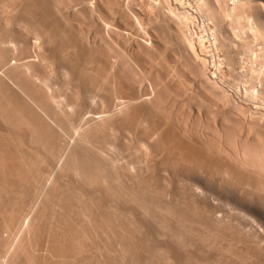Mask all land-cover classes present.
<instances>
[{"label":"rangeland","instance_id":"374dc122","mask_svg":"<svg viewBox=\"0 0 264 264\" xmlns=\"http://www.w3.org/2000/svg\"><path fill=\"white\" fill-rule=\"evenodd\" d=\"M30 1L32 2L33 5L31 4ZM35 1L36 0H33V1L32 0H0V21H1L0 22V29L3 28L2 30H0V32L4 31V29L5 30L8 29L7 31L11 30V31H9L10 32L9 34L13 33L14 35L13 34L12 35L15 36V38L17 37L20 40V42H21L20 44H24L21 46L18 45V47H17L18 53H16V54H15V52L10 53L11 55L12 54L15 55V57H16V58H13V56H12L13 60L11 61V63H13V66L14 65L16 66L15 63H17L18 61L21 64L23 62L27 64V62H28V64H30V66L32 65V68L33 67L36 68L35 73H38V71L39 72L41 71L40 73L37 74L39 76V78H41L40 76H42V81H46V82L48 81L49 85L51 84L50 87L51 86L53 87V88L52 87L49 88L50 91H49V89H46L47 90V91L45 90L46 92L44 91V95H45V97H47L46 100L47 99L49 100V101L47 100L48 105L49 106L51 105L50 108H52V107H54V109L57 108V110L53 109V111H55V112L53 114L54 119H53V117H52V119L55 120V122L57 121L56 123L59 126L60 125L64 126L68 123L66 125L67 127L64 126L65 129L64 128L63 129L66 131L68 128L67 133L70 132L71 134L70 133L69 134L70 135L74 134L73 136H75L76 133H78V132L80 133V131L81 132L84 131V134H85V130H87L85 128H88L89 125H92V126H94L93 128H95L94 123L97 126L98 125L102 126V121H100V120H105V117L108 116L106 118V120H107L109 118V114L112 115V114H114V110L115 109L117 110L116 105L118 103H117L116 98L118 96H116L114 94H116V92L119 93L120 88L117 87V89H116L115 86L117 85V83H115L116 84L115 85L112 83L109 84V82H108V85H112V87L114 88L113 89V88H110L108 86V89L109 88L112 89V90H109L110 92L108 91L109 94H111L106 99L109 101L108 102L105 100L106 96L108 95V92L106 93L105 98H104V96H101L102 93H104V91L106 92L108 90V89L107 90L105 89L107 87H105L104 90L101 91L102 92L101 95H97L98 96V98H97V96H95V95L97 93L96 90H99V89H97L98 86L94 87L93 84L89 85L88 83H91V81L94 80L93 77H95V75L102 74L104 72L102 70V68H104V66H109L107 64L110 62L113 65L111 67L113 69L111 72H113L114 76H116V77H114V76L111 77L110 75H112L113 73H111V74L109 73L108 81L113 82V83L115 81L120 82L121 85H119V83H118L117 86H120L122 91L124 90L123 93H122V91H120V93H122L123 95H121L120 93L119 94L121 96H124L125 99H123L124 97L120 98V95L118 94L119 98L123 99V101L124 100L125 101H128V100L133 101V99L136 98L134 100L135 105H134V103H132V104L135 106L134 108H137V107L138 108L140 107V108H139V110H137V111L135 110L132 113H130L132 111V109L134 110V108H132L133 107V105H132V107H131L132 109L128 113L129 115L131 114L130 116L129 115L128 116H129V118L131 117L132 119L130 118L129 123H128V121H127L128 119L126 118L127 119L126 120L124 118L125 122H126V123L125 122L124 123L126 125L123 124V122H122L120 124V127H121L120 129L118 128L119 127V124H118L119 120H117V119L120 118V117L118 118V115L115 116L116 118H114L118 122L117 123L114 120L117 123L116 124L113 122L114 125L116 124L115 126H113L112 122H110V118L108 119V121H103V123L104 122H106V123L110 122L111 124L109 123L110 126H108L107 124L105 125V123H104L102 128L100 126L101 130L104 129V126L106 128L110 127V129H108V128H107L108 130L104 129L106 131V133L105 132L102 133L104 130H102L101 133L99 132V130L97 131L98 132L97 134L100 133L99 136L101 134H103L105 136V137L104 136L101 137V139L99 138L100 141H99V139L97 140L99 142H96V141H92V142L89 141L88 142L86 140H83L84 144H83V142H81V145H82L81 148L83 150V151L82 150L81 151L82 152H88V154H90V156H91V160H93V161H91L89 159L91 162L86 160L89 163V164H87L88 167L90 169H92V171L94 173H98V174L101 172L103 173V174L101 173L102 175L100 174L101 177H98L97 179H93L92 181L91 180L84 181L85 183L83 182L82 179H80L76 175L75 172H72L74 170H70V171L68 170L69 172H67V170L64 171L63 169L59 168L60 167L59 163H57V161L55 159H53L54 157L51 155L48 156L47 155L48 153L46 154L45 150L43 149L44 150L43 152H45V154H44L41 151L42 148H40V152L42 154H44V156L46 155L45 158L51 156L52 159L49 158L50 163L52 160L56 161V162L52 161L53 166H50V167H49L50 164L49 165L45 164L46 161L49 163V159L47 158V160H46L45 158H43L44 156L42 157V155L39 152L37 153V151L35 150L36 148L33 147V145L34 146H36V145L32 143V141H31L32 137L30 135H28V136H30V139H29V137L27 136V133L25 134L26 136L22 133L24 135V137H27V139L24 138V140L27 142V140L29 139L28 141H30L31 144H33V145H31V144H29L30 142H28L27 145H31L32 148L34 149L35 153L39 154L38 156H37V154H34V157H33V154L30 155L31 153L34 152V151L33 152L31 151V153H30L29 148H31V146L30 147L25 146L26 142L16 140V138L17 139L19 138L15 135L17 129L10 128V127H8L9 125H3L4 128L8 127L7 129H10L12 131L14 130L13 132L15 133L14 134L15 136L10 135L12 132L9 130L10 131L9 135L11 137L9 136L10 140H9L8 144L10 146H12L13 145L12 142H14L15 146L13 145L14 147H12V148H14V149L16 148L15 150H17V148H18L19 149L18 151H20V147H21L20 155L26 153V155L25 154L24 155L28 157V158L25 157V159H24L25 161L26 160H29V161L32 160L29 158L30 156H31V158H36L33 160H34V162L36 160L37 164H38L40 159H45L44 162L42 160V164H40L41 161L39 162L40 166L35 165L37 167V168L36 167L35 168L39 170V168L42 167V169H40V170L47 172L46 174L51 173V174L57 175V176H55L56 177L55 181H57V178L58 177L60 178V176H61V178H60L61 180L58 179V182L60 181L59 185H58V183H55V184H57L55 186L50 185V184H52V182L50 181L51 183L49 184V181H48V184L45 182L46 185L43 183L44 184V186H42L43 190H41V188H40V190L42 193L44 190H46L47 194L52 191L49 189H53V191L55 190V195L57 198L56 200L59 202L60 201H62V202H60L61 204L59 205V202L52 201L51 199H54V198H51L50 196H49L50 198H48V196H46V194H44V193H43V196L44 197L46 196L45 198L42 196V193H41V195L38 194V195L34 196L35 194L33 193L32 185H29L30 183H28V182L23 183V181H20L21 183L17 182L19 184V187L17 186L18 185L17 184L16 188L15 187L10 188V189L7 188V189H9V191L7 190L3 193L0 192L1 193L0 194V212H2L4 210V208H6L7 206L10 207V208L7 207L8 209L6 208L2 212L3 214L5 213L4 215L2 213H0L2 215V216H0V237L3 236L2 238H0V240L2 239L0 241L2 243V245L0 243V259L5 258L4 257L5 255H2V254H6V251H4V250L9 251L8 247H10V244H12V242H13L12 239H10L13 236L11 237V235L9 233H7L8 232L7 231L8 226L10 227V225L6 226V224L9 223L8 221H10V220H8V216L11 213L12 214H11V217L9 216V219H11L12 216L15 215L16 217L19 216V219H21L20 217H22V218L24 217L23 221L25 218L26 219L28 218V220H29L28 223H33V222L35 224L40 223L38 221L41 219L42 220L41 224H37L38 229L40 228L39 233H41V234L43 233V235L47 234V236L53 237L54 235H52V232L53 233L57 232L56 234L57 235L60 234L59 236L61 238L66 239L67 238L66 236H68V238H70V240L72 241V242L70 241L71 243H73V241H75V240L71 238L69 233L66 232V235H65V233H64L65 231L63 232V230H65V225H66L64 221L69 220L73 223L76 222V224L78 225V228H79V227H81V225L82 226L83 225L84 226L89 225V223H91L90 221L92 220V218H93V220L95 219V222L98 221V223H96V224H100L102 219L104 221V218H102L100 220L102 215H104L105 217L107 215V217L105 218V219H107L108 214L113 213L112 215L115 216V219L121 220L120 224H125L127 228L124 227V229H122V230L125 233L121 230L120 236L116 237V239L114 236H111L109 238V236L105 232L101 233V235L99 233V237H95V239L98 238L96 241L97 246H98L97 247L98 251L96 250L97 249L96 248L95 251L93 250L94 252L89 254V257H90V255L93 258L95 257L94 259L91 258L92 260H95L97 258L96 261L94 262V264H98V263L99 264H131L135 258L136 259L139 258L138 260L135 259V261H133V263L135 262L136 264H159V263L160 264H229V263L230 264H242V263L243 264H264V252H263L264 251V167H263L264 166V151H263L264 150L263 149L264 148V67H262V66H264V60H263V58H260V57L264 56V55L260 56L261 52H263V54H264V51H263L264 49L261 48V47H263V43L261 41H263L264 39L257 41V39H259L260 36H258V34H256V33H254V35L252 34V36H253L252 39L249 38V36L252 37L250 34L252 30H250V29H249L250 32L247 30L249 33H247V34L243 33V36H248L249 40L251 39V41L254 39L252 41V42H254L253 44H249L250 41L247 38H243L242 35H241V38L238 37V39H237L236 35L234 37L232 34H230V37H234V38L233 39L228 38V39L230 41H234L233 44H235V46L234 45L231 46V49L233 51L230 50V53L226 52L227 50H225L223 48V46H221V45H223L222 40L220 39L221 36L216 35V30H218V26H219V24L221 25L222 22L219 23V21L217 20L219 23L218 24L216 19L214 21V19H211L209 17V15L206 16V14H203V15H198V17L196 16L195 17L196 19L192 20L193 25H194L193 32L195 35L194 36L195 41L193 42L194 44H192L190 42L191 44L189 46L188 45L189 43L187 42V38L185 36H183V34H181V32L183 30H179V29H181V26L179 25V23H177L178 22L177 18L175 17L176 18L175 19L173 17V15L169 16L170 15L169 14L170 9L168 7L174 8V7H178L180 4V6L182 5L181 7H179L180 11L185 10V8L187 10H191L192 7L196 8L197 0H184V1L178 0L180 2H178V1L175 2L174 0H171V3H168L170 5L163 3L164 1H162V0H159V1L158 0H76V1L75 0H59V1L58 0H50L51 2L49 0H45V2H46L45 4L42 3V2H44V0L43 1L38 0L37 2H35ZM63 1H65V2H63ZM194 1H195V3H194ZM258 1H260V2H258ZM258 1H255V3L260 4L262 2L260 5L262 8H264V6H263L264 1L263 0H258ZM181 2H183L184 5ZM229 2H230V3H228V4H230L229 7L232 6L231 8H233L234 11L236 8H239V9H241V12L238 11V13H236L237 11L234 12L230 8V11H232V16H234V15L235 16L233 18L231 16H227L228 15L227 14L226 15L227 17H225V18L235 20L236 14H237L238 15L237 17H239L241 22L243 23L242 20L245 19V17L243 16L244 15V11H242L243 9L239 6H237L235 8V6H233V4H232L233 0L232 1L229 0ZM38 3H39V5H38ZM35 4H37V5H35ZM47 4H48V6H47ZM49 4H51L52 6L51 5L49 6ZM197 4H198V2H197ZM30 5H32V7L33 6L34 7L32 8ZM28 6H30V7H28ZM46 6H47V8H46ZM216 6L218 7V5H216ZM43 7H44V9H43ZM49 7H50V9H49ZM183 7H185V8L183 9ZM34 8H35V10H32ZM45 8H46V10H45ZM36 9L38 11H36ZM217 9L219 10V8H217ZM239 9H236V10H239ZM16 10L19 12V16L21 15L22 19L20 17L18 18V12ZM41 11L43 12V14ZM44 11H45V13H44ZM10 12H12V14ZM47 12L49 15L51 14L53 16V18L51 15H50L51 16L50 17L48 14H46ZM233 13H234V15H233ZM241 13H242V16H241ZM250 13H252V11ZM239 14H240V16H239ZM42 15H43V17H42ZM8 16H10V17H8ZM46 16H47V18H45ZM12 17L14 18V20ZM49 17L51 19H49ZM10 18H11V20H10ZM28 18H30V19H28ZM176 20H177V22H176ZM36 21L37 22L39 21V22L37 23ZM55 21H57L60 25H56L57 22H55ZM222 21H225L224 24H226L228 22L227 19L222 20ZM28 22H30V23H28ZM34 22H36L35 23L36 26L34 25ZM48 22L52 23V25L56 29L53 28V26L50 23H49L50 25H48ZM53 22L55 25L53 24ZM5 23H7V24H5ZM40 23L42 26L40 25ZM45 23H46V25H45ZM242 23H240V25ZM62 24H64V25H62ZM224 24L222 23V25H224ZM12 25H13V27H12ZM66 25H68V26H66ZM93 25H94V27H93ZM2 26H5V28ZM6 26H7V28H6ZM64 26H65V28H64ZM215 26H217V29L214 32V28H216ZM10 27H12V28L10 29ZM48 27H51L53 32H50L51 29H49ZM191 27H192V24H191ZM47 29H48V31H47L48 33L46 32ZM54 29H55V31H54ZM172 29H175L174 30L175 32L171 31ZM12 30H13V32H12ZM57 30H59L58 33L60 32V34L62 32V35H58V33H57V35L60 37V39L62 38L61 39L62 42H61V40H58L59 37L56 35ZM67 30L70 31L71 33L68 32ZM64 31H65V33H63ZM176 31L179 34L176 33ZM209 31H211V32H209ZM212 31H213V33H212ZM172 32H174L175 34H177L179 36L180 35H182V36L177 37L175 34H172ZM207 32H208V34H207ZM3 33L4 32H2V34ZM54 33H55V36H53ZM72 35H74V36H72ZM111 35H112V39H111ZM0 36H1V33H0ZM61 36H64L65 39H63V37H61ZM70 36L73 37V40H72V37H70ZM215 36H217V40L216 39L214 40V38H216ZM256 37H258V38H256ZM123 38H124V40H123ZM178 38H180V39L185 38V39L182 41ZM242 38H243V40L247 39L246 41L248 42L249 45H247L246 41L244 42L243 40H241ZM50 39H53L56 42H54L53 40H50ZM77 39H78V41H77ZM49 40L53 41V42H51V44H50ZM75 40L77 43L74 42ZM66 41H67V43H66ZM237 41H239V42H237ZM71 42H72V45H71ZM182 42H183V44H182ZM200 42H201V44H200ZM202 43H203L204 47L201 46ZM62 44L64 46H62ZM68 44H70L69 46L72 47L71 49L68 46ZM214 44H215V46H214ZM239 44H240V46H239ZM255 44H256V46H255ZM65 45L68 46V48L71 51H68V50L66 51ZM76 45H80V46H76ZM120 45H122V46H120ZM183 45H185V46H183ZM193 45L197 51L193 48ZM61 46L63 47V49ZM187 46H189V47H187ZM200 46L202 47V49ZM24 47H26V48H24ZM148 47H150V48H148ZM233 47H235L236 50ZM250 47H253L254 49L250 48ZM85 48L86 49L88 48V50L86 51ZM114 48H116V49H114ZM19 49H20V51H19ZM80 49H84L83 52H85L87 55L84 54L82 51L78 52V50H80ZM63 50H65V51H63ZM63 52H64V55H65V53L67 54V52H68L69 58L64 57ZM69 52L71 54H69ZM81 52L83 53V55H80V56H83V58H86L89 54H91V55H89L90 56L89 61L90 60L92 61L94 59L93 63L89 62V64H88V61L86 62L85 59L82 58V61H84V63L86 62L88 65V66L87 65L85 66L83 63L84 68H83L82 64H79V65H81L80 66L81 68H83V69L86 68L85 72L87 74H88V72L86 70L89 71L92 69L93 72L95 71L94 70L95 68L99 70V68L96 65L99 64L101 61H104L103 67H101L102 62L98 65L102 72H99L98 70H96L97 72H95L94 74H90L91 73V71H90L89 74L93 75V77H91V78L88 76L90 81L86 78L85 75H83V74H85V72L78 67V69L80 70L79 71L77 69L78 65L75 64L76 66H74L72 63V62L77 63L76 55L78 53L82 54ZM190 52H191V54H190ZM120 53L123 55H121ZM144 53H146V54H144ZM252 53H254V54H252ZM10 54L8 53L9 56H11ZM41 54H43V56H41ZM192 54H195V55L203 54L205 56V59L207 60V62L206 63L197 62V64H196V61H195L196 59L194 57L195 55H192ZM16 55H18V56H16ZM85 55H86V57H85ZM48 56H49V58H48ZM77 56L79 58V55H77ZM97 56L100 58H98ZM233 56L234 57L236 56V57L234 58ZM23 57L24 58L26 57L25 58L26 61L24 60ZM41 57L43 59H45V57H46L47 59H49L50 62L47 60V63L46 62L44 63V60L41 59ZM252 57H254V59H255V57H258L260 59L256 58L255 60H257V61H255ZM7 58H10L9 60H11V57H7ZM52 58L55 59V61ZM123 58H125V59H123ZM19 59H21V60H19ZM57 59H58V61L60 60L59 61L60 63L57 62ZM62 59H64V61ZM71 59L72 60L76 59V60L72 61ZM86 59H88V58H86ZM96 59L101 60V61L97 62ZM236 59H238V60H236ZM251 59H253L254 61L252 60V62H250ZM261 59H262V61H261ZM191 60H193V63ZM45 61H46V59H45ZM105 61H107V62L109 61V62L106 64ZM0 62H1V60H0ZM38 62H39V64H38ZM51 63H52V65H49ZM46 64H48V65H46ZM219 64H220V66H219ZM33 65H35V66H33ZM37 67H38V69H37ZM88 67H89V69H88ZM221 67H222V69H221ZM249 67H251V68H249ZM22 68H24V67H22ZM106 69L108 70V67H106ZM21 70H23V69H21ZM34 70L32 69L33 72H34ZM81 70L83 71V73L81 72ZM108 72H110V71H108ZM96 73H98V74H96ZM115 73L118 75H115ZM119 73L121 74V76ZM1 74L3 76V69L0 68V75ZM21 75H24V74L21 73ZM43 75H44V77H43ZM117 76L118 77L120 76V77L118 78ZM46 77H47V79H46ZM96 77H95V79L97 80L98 78H96ZM109 77H110V80H109ZM112 78L114 81L112 80ZM82 79L83 80L85 79L86 81L85 80L83 81ZM99 79H100V77H99ZM211 80H212V82H211ZM87 81H88V83H87ZM101 83H102V81H101ZM81 84H82V86H81ZM95 85H96V83H95ZM261 85H263V87ZM91 86H92V88H90ZM105 86H107V85H105ZM122 86H123V88H122ZM216 86H218V87H216ZM87 87L90 88V91ZM95 88H96V90H95ZM118 88H119V91H118ZM91 89L92 90L94 89V92L96 91V93H94ZM76 91H79L78 94L81 93V95H78ZM51 92L54 96L51 94ZM113 92H114V94H112ZM256 93H257V95H256ZM46 94H47V96H46ZM92 94L93 95L95 94V95L93 96ZM89 95H91V97ZM137 95H139L140 97L139 96L137 97ZM81 96L82 97L84 96L85 98L84 97L82 98ZM115 96H116V98H115ZM132 96H134V97L132 98ZM72 97H73V99H71ZM102 98H104V99H102ZM141 98H142V100H141ZM51 99H52V101H50ZM74 99H75V101H74ZM79 99H80V101H79ZM137 99H139V100L137 101ZM102 100H104V102H106V103L102 102ZM114 100L116 101V104L110 102V101L114 102ZM52 102H53V105H52ZM79 103H81V105L83 104L82 105L83 107ZM67 104H68V107H67ZM111 104H115L114 106L116 108L112 107ZM79 106L81 109L79 108ZM112 109H114V110H112ZM62 110H63V112H62ZM78 110H80L82 113ZM111 111H113L112 114H111ZM65 112L66 113L68 112V113L66 114ZM108 112H109V114H108ZM60 113H61V116H60ZM106 113H107V116H106ZM133 113H135V114H133ZM140 113H142V114H140ZM155 113L157 116L155 115ZM115 114H116V112H115ZM134 115H137L138 118L135 117ZM61 117H63L62 122L60 121ZM112 117H114V116L112 115ZM112 117H111V120L113 121ZM133 117H134V119H133ZM57 118L59 119V122H58ZM135 118H136V120H138L139 118H144V119H139L138 123H136L137 121L135 120ZM122 119H123V116H122ZM150 119H151V121H150ZM64 120H66V121H64ZM120 120H121V118H120ZM140 120H142V121H140ZM130 121L132 123H130ZM65 122H67V123H65ZM136 124H138V125L136 126ZM117 125H118V127L116 128ZM97 126L95 128L96 130H97ZM83 127H85V128H83ZM144 127H145V129H144ZM154 127H156V128H154ZM98 128H99V126H98ZM189 128H191V129H189ZM7 129L5 130L6 131L5 133H7V136H8ZM149 130H151V131H149ZM19 131H20V133H19ZM153 131H155V132H153ZM21 132H23V130L22 131L18 130L17 134L19 133V136H22L21 139L23 140V135L21 134ZM24 132H26V130ZM27 132H28V134H31V133H29V131H27ZM86 132L88 133V131H86ZM166 134H167V136H166ZM106 135H107V137H106ZM93 136L95 137L97 135H93ZM93 136H91V137L89 136V138L94 140ZM108 136H109V138H108ZM13 137H15V138L13 139ZM98 137H96V138H98ZM11 138H12V142H11ZM89 138H88V140H89ZM96 138H95V140H96ZM19 140H20V138H19ZM101 140H103V141H101ZM16 141H17V143H16ZM22 142H24L25 145L24 144L22 145ZM93 142H95V145ZM172 142H173V144H171ZM98 143H100L99 146L98 145L96 146V144H98ZM103 143H104V145H101ZM85 144H87V145H85ZM89 144H90V146L87 147ZM244 145H245V147H244ZM101 146L104 149H102ZM181 146L184 149H186V151L183 149L184 154L182 153V147ZM185 146H188V147L185 148ZM98 147H100V149H97ZM22 148H23V150H22ZM188 148H190L192 150H190ZM37 149H39V148H37ZM92 149L94 151H92ZM98 150L100 152H97ZM214 151H216V152H214ZM21 152H24V153L21 154ZM89 152H91V153H89ZM102 153H104V154H102ZM253 153H254V155H253ZM35 155L39 159H37V157ZM104 155H106V156H104ZM98 156H99V159H98ZM187 156H188V158L185 159V157H187ZM201 156L203 159L202 162H201V160H202ZM40 157H42V158H40ZM95 158L98 160H96ZM207 158H210L211 160L210 159H208V160L212 161V162H210V163H212V164H210V165H212L211 166L212 169L209 168L210 167L209 161H208V164H206L207 162L204 161V160H207ZM101 159H105V160L101 161ZM99 160H100V162H99ZM196 160H197V162H196ZM198 160H200V161L198 162ZM29 161L28 162L26 161V162L29 163ZM85 162H84V164H86ZM95 162H97V163H95ZM194 162H196V163L194 164ZM213 163H215L216 165ZM218 163H220V165H222V169L218 168V165H219ZM32 164H33V162H32ZM33 166H34V164H33ZM97 167L99 168V170L101 169V171H99V170L97 171ZM215 167H217V168H215ZM94 168H96V169H94ZM47 169H49V170H47ZM209 169H211L212 172ZM114 170H115V172H114ZM242 171H244V172H242ZM232 172H235V173H232ZM247 172H248V174H247ZM58 173L61 175L58 176L59 175ZM111 173H112V175H111ZM251 173L254 176L249 178V175L251 176ZM51 174H48V175H51ZM235 175L237 176V178ZM51 176L53 177V175H51ZM68 176H69V178H68ZM75 176H77V177H75ZM64 177H66L65 178L66 180L64 179ZM155 177H157V178L155 179ZM49 178H50V180H52L51 177H49ZM100 178H101V180H103L104 178L106 180L104 179V182H103V181H100ZM244 178H246V181L244 180ZM253 178H254V180H252ZM255 178L256 179L258 178V179L256 180ZM72 180H75V181H73L74 183L72 182ZM149 181H151V182H149ZM90 182L92 185L90 184ZM115 182H116V184H115ZM26 184H28V186H26ZM60 184H61V186H60ZM94 185L97 187H95ZM45 186H48L49 189H47L48 187L46 188ZM56 186H58V188H59V186L62 187V188H59L60 193L57 191L58 188ZM56 188H57V190H56ZM109 189H111V190L113 189V191H111V190L109 191ZM128 189L130 191H128ZM31 190H32V192H31ZM144 190H146V191H144ZM26 191L28 194L26 193ZM48 191H50V192H48ZM14 192H15V194L16 193L17 194L16 195L13 194ZM56 192H57V194H59V196L56 194ZM112 192H114V193H112ZM120 192L121 193L124 192V194L122 193V196L125 195V196H123L124 199L122 196H120L121 195ZM125 192H126V194H125ZM7 193H8V195H7ZM88 193H90L91 195ZM12 194H13V196H12ZM53 194H54V192H53ZM76 194H77V198H76ZM80 194H82V195H80ZM9 195H10V197H9ZM73 195H74V197H73ZM167 195H169V196H167ZM6 196H8V197H6ZM18 197H19L20 201H19ZM68 198H70V199H68ZM95 198H96L97 202L96 201L94 202ZM10 200H12V202ZM91 200H93V202L96 204H93V202ZM1 201H2V203H1ZM80 201H82V202L86 201V202L84 204ZM71 202H73V203H71ZM88 202L92 203V206H90L89 204H86ZM157 202H158V204H157ZM195 202L200 205L198 207V209H200L201 211L196 210V212H194L195 209L192 208L191 205ZM14 203H16V204H14ZM80 203H81V206L82 205H88V206H90V208L92 207L93 210L90 209V211H96L94 209L96 207H97L96 209L99 208L98 216L99 215L100 216H99L98 220L96 219L98 217L97 215H96L97 216L96 217L93 214H92V216H89L90 214L88 215V213L83 214L82 213L83 210L81 211L83 206L81 208L79 205ZM143 203H144V205H143ZM20 204L23 205L22 209H21ZM52 204H54V206ZM63 204L66 205L67 207L68 206L70 207V204H72L71 205L72 207L69 209L65 206L68 209V210L67 209L65 210V207ZM162 204H163V206H162ZM257 204H258V206H257ZM1 205H2V207H1ZM4 205H5V207H3ZM43 205H44V207H43ZM58 205H59V207L61 205L63 207L61 206L60 208L59 207L57 208ZM148 205H150V206H148ZM24 206H26V208ZM37 206H38V208H37ZM50 206H52V207H50ZM88 206H84L85 208H83V209L86 210ZM138 206H140V207H138ZM78 207H80V208H78ZM110 207H111V209H110ZM189 207L193 209L190 211H192V213H194V214L190 215V213H191L190 211H189L190 212L189 215L186 214V212L190 209ZM17 208H18V210H17ZM42 208L43 209L45 208L47 211L46 210L44 211ZM55 208H57V210ZM62 208H64L63 213L61 212L62 210L59 211V209H62ZM1 209H3V210H1ZM37 209H38V211H37ZM22 210H23L22 214L19 213ZM25 210H27V211H25ZM42 210H43L44 214H42L43 213ZM58 211L61 213H58ZM144 211L146 213H144ZM39 212H42V213H39ZM46 212H47V215L45 214ZM182 212H184L185 215H183ZM101 213H105V214H101ZM78 214H80L81 216ZM118 214H119V216H118ZM42 215H43V217H44V215H46L47 217L45 216L43 218ZM86 215H88L89 217ZM112 215H110V216H112ZM186 215H188L189 217ZM70 216L73 219H71ZM114 216H113V218H114ZM166 216L167 217L169 216V217L167 218ZM52 217H53V219H52ZM60 217L62 218L63 221L61 220ZM94 217H96V218H94ZM36 218H38V219H36ZM89 218L91 220L88 221ZM109 218H111V217H109ZM189 218L192 221H190ZM26 219H25V222H26ZM199 219H201V221ZM164 220H166V221H164ZM195 220H197L198 222ZM5 221H6V223H5ZM20 221L22 222V220H20ZM80 221L81 222L83 221V222L81 223ZM55 222H56V224H55ZM59 222L61 223V225ZM87 222H89V223H87ZM92 222H93L92 224L95 225L94 221H92ZM119 222L120 221H118L117 223L119 224ZM125 222H127V223H125ZM203 222H205V223H203ZM57 223L59 226H57ZM79 223H81V224H79ZM83 223H85V224H83ZM170 223H171V225H170ZM222 223H223V225H222ZM62 224H65V225H62ZM101 224L103 225V223H101ZM95 226L97 227V225H95ZM98 226H100V225H98ZM215 226H217V227H215ZM45 227H46V230H44ZM55 227H56V229H55ZM128 227H129V229H128ZM42 229H43V232H42ZM184 231H187L189 234H187V232H184ZM4 232H6V233H4ZM49 232H51V233L49 234ZM62 233H63V235H65V237L61 236ZM122 233H124V234L122 235ZM124 235L128 236V237L130 235H132L131 237L134 241V244L137 243L136 246L139 248L141 247L139 249L140 254H138L137 257H135V258L130 257L131 254L126 253L127 251L123 248V244L126 242L125 241L126 239H124V237H125ZM6 236H8V237H6ZM121 236L122 237L124 236V237L122 238ZM113 237H114V239H113ZM51 238H49V237L46 238V235H45V240L47 239L49 241V239H51ZM99 238H101V239H99ZM179 238H181L180 241L178 240ZM53 239L55 242L57 240H60V238L58 236L56 238V235L53 237ZM67 239H66V241L69 240V239L68 240ZM95 239H94V242H95ZM251 239H253L254 241ZM203 240H204V242H203ZM247 241H251V242H247ZM70 242H69V244H71ZM106 242L108 243V245ZM117 242H119V243L117 244ZM127 242H129V241H127ZM139 242H141V244ZM142 243L144 245V248H142L143 247ZM6 244L7 245L9 244L8 247ZM98 244L99 245L101 244V245L99 246ZM120 245H122V247H120ZM141 249H142V251H141ZM150 249L152 251H150ZM100 250L102 251V253ZM250 250H251V252H250ZM111 252H112V254H111ZM128 254H130V255H128ZM82 255H77L76 257H80V258H77L76 261H78V262L80 260L84 261L85 260L84 255H83V257H82ZM127 255H128V257H127ZM165 255H166V257H165ZM7 258L11 259L12 257L10 258V256H8ZM82 258L84 260H82ZM16 259L14 260V262L20 261L19 264H23V263L24 264H30V263H28L29 261H26V258H24V256L18 257L19 260L18 259L16 260ZM174 261H175V263H174ZM86 263H87V261L85 260V264ZM80 264H82V262H80Z\"/></svg>","mask_w":264,"mask_h":264},{"label":"bare ground","instance_id":"6f19581e","mask_svg":"<svg viewBox=\"0 0 264 264\" xmlns=\"http://www.w3.org/2000/svg\"><path fill=\"white\" fill-rule=\"evenodd\" d=\"M33 1V0H32ZM38 0H36L35 2H37ZM43 1V0H42ZM50 1V0H49ZM59 1V0H58ZM76 1V0H75ZM159 1V0H158ZM162 1H164L163 3H166V4H168V3H171V0L169 1V0H162ZM161 1V2H162ZM175 2L176 1H178V0H174ZM184 1V0H183ZM230 1H232V0H230ZM255 1H258V0H233V6H235V8L237 7V6H239V7H241L243 10L242 11H244V17H245V19L244 20H242L243 21V23L241 22V20H240V18L239 17H237L238 15L236 14V13H238V11L239 12H241V9H239V8H236V9H239V10H236L235 9V11H237L235 14H236V19L235 20H232V19H229V18H225V17H227V16H231V17H233L234 18V13H233V15L234 16H232V11H230V8L232 7H229L230 6V4H228V3H230L229 2V0H197V2H198V4H197V2H196V8H193L192 6V9L191 10H187L185 7H183V9L185 8V10H182V11H180L179 10V7H181L180 6V4H179V6L178 7H168L169 9H170V12H169V16H172L173 15V17L175 18H177V20H178V22H177V20H176V22L177 23H179V25L181 26V29H179V30H183L182 32H181V34H183V36H185L186 38H187V42L189 43L188 45L190 46V44L192 43V44H194L193 42L195 41V35H194V32H193V28H194V25H193V19H196L195 17L197 16L198 17V15H203V14H206V16L207 15H209V17L211 18V19H214V21H215V19H216V21L218 20L219 21V23L220 22H222L223 24H224V22L225 21H222V20H225V19H227L228 20V22L226 23V24H224V25H222V23H221V25L218 23V21H217V23L219 24V26H218V30H216L217 29V26H215L216 28H214V32H215V30H216V35H218V36H221V40H222V44L223 45H221V46H223V48L225 49V50H227L226 52H229L230 53V50H232L231 49V46H235V44H233V42L234 41H230L228 38H234L235 37V35H236V38L238 39V37H240L241 38V35H242V37L243 38H247L248 40H249V38H253V36H252V34L254 35V33H256V34H258V36H260L259 37V39H257V41L258 40H262V39H264V8H262L261 7V3L259 4V3H255ZM264 1V0H263ZM2 2V1H1ZM31 2V1H30ZM51 2V1H50ZM56 2V1H55ZM63 2H65V1H63ZM178 2H180V1H178ZM258 2H260V1H258ZM40 3V2H39ZM39 3H38V5H39ZM42 3H46L45 2V0H44V2H42ZM67 3V2H66ZM173 3V2H172ZM181 3H183V2H181ZM189 3V2H188ZM194 3H195V1H194ZM29 4V3H28ZM31 4H32V2H31ZM57 4V3H56ZM65 4V3H64ZM71 4V3H70ZM165 4V5H166ZM3 5V4H2ZM33 5V4H32ZM32 5H30L31 7H32ZM35 5H37V4H35ZM41 5V4H40ZM51 4H49V6H50ZM54 5V4H53ZM60 5V4H59ZM168 5H170V4H168ZM183 5H184V3H183ZM216 5H218V7L216 6ZM263 5V4H262ZM30 6H28V7H30ZM42 6V5H41ZM47 6H48V4H47ZM47 6H46V8H47ZM52 6V5H51ZM104 6V5H103ZM177 6V5H176ZM216 6V7H215ZM264 6V5H263ZM34 7V6H33ZM32 7V8H33ZM38 7V6H37ZM68 7V6H67ZM190 7V6H189ZM195 7V6H194ZM15 8V7H14ZM21 8V7H20ZM40 8V7H39ZM46 8H45V10H46ZM54 8V7H53ZM65 8V7H64ZM105 8V7H104ZM188 8V7H187ZM217 8H219V10L217 9ZM31 9V8H30ZM43 9H44V7H43ZM49 9H50V7H49ZM48 9V10H49ZM52 9V8H51ZM181 9V8H180ZM232 10H233V8H231ZM18 10V9H17ZM16 10V11H17ZM23 10V9H22ZM32 10H35V8L34 9H32ZM47 10V11H48ZM108 10V9H107ZM123 10V9H122ZM168 10V9H167ZM6 11V10H5ZM15 11V10H14ZM36 11H38L37 9H36ZM58 11V10H57ZM83 11V10H82ZM86 11V10H85ZM92 11V10H91ZM104 11V10H103ZM112 11V10H111ZM222 11V12H221ZM234 11V10H233ZM234 11V12H235ZM252 11V13H250ZM18 12V11H17ZM23 12V11H22ZM21 12V13H22ZM42 12V11H41ZM64 12V11H63ZM108 12V11H107ZM231 12V13H230ZM3 13V12H2ZM9 13V12H8ZM11 14H12V12H10ZM36 13V12H35ZM40 13V12H39ZM44 13H45V11H44ZM59 13V12H58ZM243 13V12H242ZM242 13H241V16H242ZM10 14V15H11ZM17 14V13H16ZM15 14V15H16ZM23 14V13H22ZM42 14H43V12H42ZM46 14H48V12L46 13ZM87 14V13H86ZM152 14V13H151ZM162 14V13H161ZM228 14V15H227ZM2 15V14H1ZM6 15V14H5ZM39 15V14H38ZM49 15V14H48ZM51 15V14H50ZM49 15V16H50ZM168 15V14H167ZM166 15V16H167ZM227 15V16H226ZM33 16V15H32ZM41 16V15H40ZM52 16V15H51ZM50 16V17H51ZM138 16V15H137ZM168 16V17H169ZM205 16V15H204ZM239 16H240V14H239ZM8 17H10V16H8ZM7 17V18H8ZM14 17V16H13ZM12 17V18H13ZM21 18V15L19 16V12H18V18ZM42 17H43V15H42ZM41 17V18H42ZM49 17V19H51ZM130 17V16H129ZM144 17V16H143ZM157 17V16H156ZM162 17V16H161ZM165 17V16H164ZM230 17V18H231ZM3 18V17H2ZM45 18H47V16L45 17ZM52 18H53V16H52ZM98 18V17H97ZM172 18V17H171ZM175 18V19H176ZM239 18V19H238ZM242 18V17H241ZM6 19V18H5ZM22 19V18H21ZM24 19V18H23ZM28 19H30V18H28ZM44 19V18H43ZM156 19V18H155ZM10 20H11V18H10ZM13 20H14V18H13ZM34 20V19H33ZM38 20V19H37ZM46 20V19H45ZM48 20V19H47ZM7 21V20H6ZM20 21V20H19ZM25 21V20H24ZM171 21V20H170ZM1 22V21H0ZM3 22V21H2ZM8 22V21H7ZM10 22V21H9ZM14 22V21H13ZM18 22V21H17ZM31 22V21H30ZM30 22H28V23H30ZM37 22V21H36ZM36 22H34V25L36 26ZM39 22V21H38ZM37 22V23H38ZM55 22H57V21H55ZM67 22V21H66ZM106 22V21H105ZM153 22V21H152ZM21 23V22H20ZM44 23V22H43ZM47 23V22H46ZM46 23H45V25H46ZM50 22H48V25H52V23H50ZM58 23V22H57ZM56 23V25H60L59 23L57 24ZM144 23V22H143ZM240 23H242L241 25H240ZM5 24H7V23H5ZM53 24H54V22H53ZM67 24V23H66ZM71 24V23H70ZM85 24V23H84ZM158 24V23H157ZM175 24V23H174ZM191 24H192V27H191ZM15 25V24H14ZM40 25H41V23H40ZM55 25V24H54ZM62 25H64V24H62ZM215 25V24H214ZM10 26V25H9ZM39 26V25H38ZM42 26V25H41ZM53 26V25H52ZM66 26H68V25H66ZM161 26V25H160ZM2 27H4L5 28V26H2ZM12 27H13V25H12ZM12 27H10V29L12 28ZM45 27V26H44ZM77 27V26H76ZM93 27H94V25H93ZM92 27V28H93ZM104 27V26H103ZM167 27V26H166ZM199 27V26H198ZM208 27V26H207ZM6 28H7V26H6ZM46 28V27H45ZM49 29H51V27H48ZM53 28H55L54 26H53ZM60 28V27H59ZM58 28V29H59ZM64 28H65V26H64ZM78 28V27H77ZM101 28V27H100ZM148 28V27H147ZM178 28V27H177ZM3 29V28H2ZM2 29H0V30H2ZM14 29V28H13ZM56 29V28H55ZM55 29H54V31H55ZM108 29V28H107ZM249 29L250 30H252L251 31V36L252 37H250L249 36V38H248V36H243V33H245V34H247V33H249L250 31H249ZM8 29H4V31H2V32H4L3 34H2V32H0L1 33V36H0V60H1V62H0V68L1 69H3V76H2V74L0 75V192H5V191H9V189L10 188H16V185L18 184L17 182H20V181H23V183H25V182H28V183H30L29 185H32V189H33V193L35 194L34 196H36V195H38V194H40L41 195V190H43V188H42V186H44V184H45V182L48 184V181H49V184L52 182V184H50V185H53V186H55V185H57V184H55V183H58V185H59V183H60V181L58 182V179H60L61 178V174H59L58 176H60V178L58 177L57 178V181H55L56 180V177L55 176H57V175H55V174H51V173H48V174H51V175H53V177L51 176V175H48V174H46L47 172H45V171H41L40 169H42V167H40L39 168V170L38 169H36L37 167L35 166V165H39L40 166V164H42V160H43V162L45 161V159L47 160V158L49 159H52L51 158V156H53L54 158L53 159H55L56 161H57V163H59V168H61V169H63L64 171L65 170H67V172H69L70 170H74V171H72V172H75L76 173V175L80 178V179H82L83 180V182L84 181H88V180H93V179H97L98 177H101L100 176V174L102 173H94L93 171H92V169H90L89 167H88V165L87 164H89L88 163V161L89 162H91V161H93V160H91V156H90V154H88V152H82L83 150H82V148H81V142H83V140H86V141H96V142H99L100 141V139H101V137H103L104 135L103 134H101L100 136H99V134L102 132V130H108V129H110V127H105L104 126V129H102L101 130V128L103 127V125H104V123H105V125L107 124L108 126H110L109 125V123L110 122H112V124H113V126H115L118 122V124H119V127H118V125L116 126V128L118 127L119 129L121 128L120 127V124L123 122V124H125L126 122H125V119L128 121V123H129V120H130V118H129V116L131 115H129L128 113L130 112V110L132 109V108H134L135 106V99H133V101L132 100H128V101H123V99H125V97L124 96H121V95H123L122 93H123V91L121 90V87L120 86H117L118 85V83H119V85H121L120 84V82H110V81H108V75H109V73L111 74V73H113V72H111L113 69L111 68L113 65L111 64V62L110 63H108L107 61H105L106 62V64L107 65H109V66H104V68H102V70L104 71L102 74H98L99 72H102L101 71V69H100V67L98 66L101 62V67H103V62L104 61H101V60H97V62H99V61H101L99 64H97L96 66L99 68V70L98 69H94L95 71L93 72V70L91 69V70H86L87 72H88V74L90 73V71H91V73L90 74H94L95 72H97L96 70H98L99 72L98 73H96V74H98V75H95V77L96 78H98L97 80L95 79V77H93V75H88L86 72H85V69H83L84 68V65L86 66L87 65V61H88V64H89V62H91V63H93L94 62V59L91 61H89V58H90V56L89 55H91V54H89L87 57H86V53L85 52H83V50L84 49H80V50H78V52L79 51H82L84 54H86L85 55V57L86 58H88V59H86V58H83V56H80V55H83V53L82 54H77V55H79V58H78V56L76 55V57H77V63H75V62H72V61H75V60H70L72 63H73V65L74 66H76V65H78L77 66V69H78V67L80 68V69H82L84 72H85V74H83V75H85L86 76V78L89 80V77L91 78V77H93V81H91V83H88V81H87V83L90 85H92L93 84V86L95 87V86H98V88L97 89H99V90H96V88H95V90L97 91V93H96V91L94 92V89L92 90L94 93H96V95L95 96H97V95H101V91H103L104 90V88L105 87H107V88H105L106 90L108 89V86L110 87V88H113L112 87V85H108V82H109V84H115V83H117V85L115 86L116 87V89H117V87H119L120 88V91H122V93H120V91H119V88H118V91H119V93L121 94H119V93H117L116 92V94H114V92L112 93V94H114V95H116V96H118L117 98H116V96H115V98L117 99V105H116V107H117V110L115 111L114 109H112V110H114V114H112L113 113V111H111V114L114 116V117H112V115H110L109 114V112H108V114H109V118H110V122L109 123H106V122H104L103 123V121H108V119L106 120V118L108 117L107 116V113H106V116L107 117H105V120H100V121H102V126L101 125H98L99 126V128H100V126H101V128L99 129L98 128V126L94 123V125H95V128H96V126H97V130L95 129V128H93L94 126H92V125H89V127L88 128H85V127H83V128H85V129H87V130H85V134H84V131L83 132H81L80 131V133L78 132V133H76V135L75 136H73V135H70L71 133L70 132H68L67 133V130H68V128H67V130L65 131L64 129H65V127L64 126H66L68 123L67 122H65V123H67L66 125H64V126H59L56 122H55V120H53L54 119V117H53V114H54V112L55 111H53V109H54V107H52V108H50V106L48 105V102H47V100H46V98L47 97H45V95H44V91L46 90V89H49V88H51L50 87V85H49V82L47 83L46 81H42V76H40L41 78H39V76L37 75L38 73H40L39 71H38V73H35L36 72V68L35 67H33L32 68V65L30 66V64H28V62H27V64L26 63H19V61L17 62V63H15L16 64V66L14 65L13 66V63H11V61L13 60L12 59V56H13V58H16L15 57V55H11L10 53H14L15 52V54L16 53H18L17 52V47H18V45L19 46H21V45H24V44H20L21 42H20V40L16 37L15 38V36H13L12 34H9L10 32L9 31H11V30H9V31H7ZM44 30V29H43ZM66 30V29H65ZM91 30V29H90ZM175 29H172L171 31H174ZM249 32H248V31ZM48 31V29L46 30V32ZM58 31L59 30H57L56 31V35H57V33H58ZM68 31V30H67ZM75 31V30H74ZM12 32H13V30H12ZM15 32V31H14ZM45 32V31H44ZM50 32H53L52 31V29H51V31ZM68 32H70V31H68ZM105 32V31H104ZM110 32V31H109ZM166 32V31H165ZM175 32V31H174ZM174 32H172V34H175ZM209 32H211V31H209ZM48 33V32H47ZM63 33H65V31L63 32ZM71 33V32H70ZM83 33V32H82ZM176 33H178L177 31H176ZM212 33H213V31H212ZM67 34V33H66ZM166 34V33H165ZM171 34V35H172ZM179 34V33H178ZM207 34H208V32H207ZM230 34H232L234 37H230ZM261 34V35H260ZM12 35V36H11ZM52 35V34H51ZM58 35H62V32H61V34H60V32L58 33ZM57 35V36H58ZM64 35V34H63ZM69 35V34H68ZM100 35V34H99ZM177 37L179 36V35H177V34H175ZM213 35V34H212ZM249 35V34H248ZM53 36H55V33H54V35ZM66 36V35H65ZM72 36H74V35H72ZM72 36H70V37H72ZM170 36V35H169ZM180 36H182V35H180ZM179 36V37H180ZM19 37V36H18ZM59 37V36H58ZM61 37H63V39H65L64 38V36H61ZM69 37V38H70ZM76 37V36H75ZM83 37V36H82ZM216 38H214V40L216 39L217 40V36H215ZM57 38V37H56ZM174 38V37H173ZM243 38L241 39V40H243ZM256 38H258V37H256ZM255 38V39H256ZM62 39V38H61ZM60 39V37H59V39L58 40H61ZM111 39H112V35H111ZM117 39V38H116ZM131 39V38H130ZM178 39H180V38H178ZM185 39V38H184ZM184 39H180V40H184ZM199 39V38H198ZM247 39H245V40H243L244 42L247 40ZM251 39L249 40L250 42H249V44H253L254 42H252L251 41ZM50 40H53V39H50ZM49 40V41H50ZM67 40V39H66ZM70 40V39H69ZM72 40H73V37H72ZM91 40V39H90ZM123 40H124V38H123ZM213 40V39H212ZM236 40V39H235ZM54 42H56L55 40H53ZM53 41H50V44H51V42H53ZM77 41H78V39H77ZM93 41V40H92ZM120 41V40H119ZM61 42H62V40H61ZM75 43H77L76 42V40L74 41ZM191 42V43H190ZM203 42V41H202ZM215 42V41H214ZM218 42V41H217ZM237 42H239V41H237ZM247 42V41H246ZM256 42V41H255ZM260 42V41H259ZM262 43H263V47H261V48H263L264 49V40L263 41H261ZM66 43H67V41H66ZM95 43V42H94ZM105 43V42H104ZM117 43V42H116ZM179 43V42H178ZM196 43V42H195ZM212 43V42H211ZM241 43V42H240ZM96 44V43H95ZM108 44V43H107ZM176 44V43H175ZM182 44H183V42H182ZM200 44H201V42H200ZM199 44V45H200ZM221 44V43H220ZM248 44V42H247V45H249ZM261 44V43H260ZM67 45V44H66ZM65 45V46H66ZM70 44H68V46H69ZM71 45H72V42H71ZM88 45V44H87ZM186 45V44H185ZM185 45H183V46H185ZM262 45V44H261ZM260 45V46H261ZM62 46H64L63 44H62ZM61 46V47H62ZM68 46H66L65 47V49H66V51L68 50V51H71L70 49L72 48V47H70V49L68 48ZM74 46V45H73ZM76 46H80V45H76ZM120 46H122V45H120ZM175 46V45H174ZM189 46H187V47H189ZM201 46H203V43H202V45ZM200 46V47H201ZM214 46H215V44H214ZM239 46H240V44H239ZM251 46V45H250ZM254 46V45H253ZM255 46H256V44H255ZM60 47V46H59ZM180 47V46H179ZM199 47V48H200ZM204 47V46H203ZM21 48V47H20ZM24 48H26V47H24ZM28 48V47H27ZM68 48V49H67ZM74 48V47H73ZM83 48V47H82ZM148 48H150V47H148ZM170 48V47H169ZM193 48H194V45H193ZM233 48H235V47H233ZM247 48V47H246ZM249 48V47H248ZM250 48H253V47H250ZM16 49V50H15ZM23 49V48H22ZM62 49H63V47H62ZM76 49V48H75ZM114 49H116V48H114ZM189 49V48H188ZM187 49V50H188ZM195 49V48H194ZM201 49H202V47H201ZM213 49V48H212ZM221 49V48H220ZM254 49V48H253ZM262 49V50H263ZM14 50V51H13ZM85 50L87 51L88 50V48L86 49L85 48ZM112 50V49H111ZM139 50V49H138ZM196 50V49H195ZM205 50V49H204ZM235 50H236V48H235ZM243 50V49H242ZM249 50V49H248ZM252 50V49H251ZM261 50V51H262ZM19 51H20V49H19ZM63 51H65V50H63ZM197 51V50H196ZM233 51V50H232ZM253 51V50H252ZM264 51V50H263ZM24 52V51H23ZM108 52V51H107ZM127 52V51H126ZM173 52V51H172ZM192 52V51H191ZM191 52H190V54H191ZM250 52V51H249ZM258 52V51H257ZM8 53L11 55V56H9L8 55ZM41 53V52H40ZM55 53V52H54ZM142 53V52H141ZM208 53V52H207ZM242 53V52H241ZM21 54V53H20ZM25 54V53H24ZM29 54V53H28ZM59 54V53H58ZM69 54H71L70 52H69ZM73 54V53H72ZM121 54V53H120ZM128 54V53H127ZM144 54H146V53H144ZM188 54V53H187ZM186 54V55H187ZM227 54V53H226ZM252 54H254V53H252ZM256 54V53H255ZM8 55V56H7ZM23 55V54H22ZM63 55H64V52H63ZM121 55H123V54H121ZM142 55V54H141ZM192 55H195V54H192ZM258 55V54H257ZM262 55H264L263 54V52H261L260 53V56H262ZM16 56H18V55H16ZM41 56H43V54H41ZM45 56V55H44ZM59 56V55H58ZM57 56V57H58ZM93 56V55H92ZM253 56V55H252ZM259 56V55H258ZM7 57H11V60H9L10 58H7ZM64 57H68V52H67V54L65 53V55H64ZM75 57V56H74ZM98 57V56H97ZM116 57V56H115ZM195 57V61H196V64H197V62H199V63H206L207 62V60L205 59V56L203 55V54H198V55H195L194 56ZM234 57V56H233ZM236 57V56H235ZM234 57V58H235ZM24 58V57H23ZM26 58V57H25ZM25 58H24V60H25ZM48 58H49V56H48ZM54 58V57H53ZM52 58V59H53ZM69 58V57H68ZM82 58L83 59H85V63H84V61H82ZM98 58H100V57H98ZM176 58V57H175ZM233 58V59H234ZM253 59H254V57H252ZM260 59V58H263V60H264V56H262V57H260V58H258V57H255V59ZM41 59H43L42 57H41ZM45 59H46V61H45ZM45 59H43L44 60V63L46 62L47 63V60L49 61V59H47L46 57H45ZM67 59V58H66ZM107 59V58H106ZM123 59H125V58H123ZM253 59H251V61L250 62H252V60ZM254 59V60H255ZM19 60H21V59H19ZM23 60V59H22ZM54 61H55V59H53ZM63 61H64V59H62ZM69 60V59H68ZM118 60V59H117ZM188 60V59H187ZM236 60H238V59H236ZM253 60V61H254ZM15 61V60H14ZM26 61V60H25ZM53 61V62H54ZM60 61V60H59ZM58 61V59H57V62H59ZM111 61V60H110ZM116 61V60H115ZM192 61V63H193V60H191ZM255 61H257V60H255ZM261 61H262V59H261ZM16 62V61H15ZM31 62V61H30ZM36 62V61H35ZM50 62V61H49ZM48 62V63H49ZM66 62V61H65ZM82 62V63H81ZM113 62V61H112ZM260 62V61H259ZM33 63V62H32ZM31 63V64H32ZM55 63V62H54ZM60 63V62H59ZM67 63V62H66ZM83 63H84V65H83ZM263 63V62H262ZM261 63V64H262ZM18 64V65H17ZM38 64H39V62H38ZM76 64V65H75ZM79 64H82L83 65V68H81L80 66L81 65H79ZM105 64V65H106ZM125 64V63H124ZM160 64V63H159ZM212 64V63H211ZM235 64V63H234ZM251 64V63H250ZM259 64V63H258ZM36 65V64H35ZM35 65H33V66H35ZM46 65H48V64H46ZM49 65H52V63L51 64H49ZM55 65V64H54ZM72 65V66H73ZM93 65V64H92ZM122 65V64H121ZM130 65V64H129ZM201 65V64H200ZM60 66V65H59ZM88 66V65H87ZM95 66V67H96ZM115 66V65H114ZM217 66V65H216ZM219 66H220V64H219ZM222 66V65H221ZM232 66V65H231ZM246 66V65H245ZM15 67V68H14ZM22 67H24V68H22ZM45 67V66H44ZM106 67H108V70L106 69ZM111 69H110V68ZM170 67V66H169ZM172 67V66H171ZM229 67V66H228ZM253 67V66H252ZM262 67H264V66H262ZM23 69V70H21V69ZM51 68V67H50ZM64 68V67H63ZM74 68V67H73ZM76 68V67H75ZM93 68V67H92ZM114 68V67H113ZM141 68V67H140ZM174 68V67H173ZM249 68H251V67H249ZM248 68V69H249ZM32 69L34 70V72L32 71ZM37 69H38V67H37ZM60 69V68H59ZM88 69H89V67H88ZM118 69V68H117ZM125 69V68H124ZM137 69V68H136ZM221 69H222V67H221ZM253 69V68H252ZM251 69V70H252ZM19 70V71H18ZM21 70V71H20ZM41 70V69H40ZM47 70V69H46ZM55 70V69H54ZM74 70V69H73ZM79 70V69H78ZM81 70V72L83 73V71ZM107 70V71H106ZM115 70V69H114ZM184 70V69H183ZM72 71V70H71ZM76 71V70H75ZM80 71V70H79ZM108 71H110V72H108ZM173 71V70H172ZM189 71V70H188ZM205 71V70H204ZM257 71V70H256ZM23 73L24 75H21V73ZM59 72V71H58ZM80 72V73H81ZM108 72V73H107ZM116 72V71H115ZM161 72V71H160ZM206 72V71H205ZM253 72V71H252ZM255 72V71H254ZM20 73V74H19ZM47 73V72H46ZM76 73V72H75ZM222 73V72H221ZM70 74V73H69ZM87 74V75H86ZM120 74V73H119ZM180 74V73H179ZM204 74V73H203ZM115 75H118V74H116L115 73ZM176 75V74H175ZM26 76V77H25ZM38 76V77H37ZM52 76V75H51ZM89 76V77H88ZM100 77V79H99V77ZM111 77L112 76H114V73L112 74V75H110ZM120 76H121V74H120ZM119 76V77H120ZM131 76V75H130ZM203 76V75H202ZM43 77H44V75H43ZM48 77V76H47ZM47 77H46V79H47ZM54 77V76H53ZM114 77H116V76H114ZM113 77V78H114ZM118 77V76H117ZM118 77V78H119ZM188 77V76H187ZM213 77V76H212ZM39 78V79H38ZM113 78H112V80H113ZM81 79V78H80ZM115 79V78H114ZM117 79V78H116ZM121 79V78H120ZM83 80V79H82ZM85 80V79H84ZM83 80V81H84ZM102 81V83H101V81ZM109 80H110V77H109ZM144 80V79H143ZM149 80V79H148ZM180 80V79H179ZM183 80V79H182ZM258 80V79H257ZM86 81V80H85ZM90 81V80H89ZM114 81V80H113ZM118 81V80H117ZM260 81V80H259ZM51 82V81H50ZM72 82V81H71ZM70 82V83H71ZM78 82V81H77ZM82 82V81H81ZM93 82V83H92ZM185 82V81H184ZM211 82H212V80H211ZM215 82V81H214ZM85 83V82H84ZM83 83V84H84ZM95 83H96V85H95ZM107 83V84H106ZM152 83V82H151ZM173 83V82H172ZM217 83V82H216ZM101 84V85H100ZM133 84V83H132ZM138 84V83H137ZM181 84V83H180ZM66 85V84H65ZM105 85H107V86H105ZM124 85V84H123ZM143 85V84H142ZM186 85V84H185ZM81 86H82V84H81ZM240 86V85H239ZM246 86V85H245ZM262 87H263V85H261ZM69 87V86H68ZM79 87V86H78ZM210 87V86H209ZM216 87H218V86H216ZM220 87V86H219ZM253 87V86H252ZM53 88V87H52ZM88 89H89V91H90V88H92V86L89 88V87H87ZM108 89L106 92L104 91V93H102V95L101 96H104V98H105V96H106V93L109 91V90H112V89ZM122 88H123V86H122ZM125 88V87H124ZM157 88V87H156ZM76 89V88H75ZM114 89V88H113ZM115 89V90H116ZM221 89V88H220ZM257 89V88H256ZM68 90V89H67ZM66 90V91H67ZM86 90V89H85ZM216 90V89H215ZM224 90V89H223ZM47 91V90H46ZM45 91V92H46ZM49 91H50V89H49ZM83 91V90H82ZM117 91V90H116ZM77 92V94H78V92L79 91H76ZM110 92V91H109ZM109 92H108V95L106 96V98H105V100L107 99V97L109 96V95H111V94H109ZM198 92V91H197ZM223 92V91H222ZM258 92V91H257ZM261 92V91H260ZM159 93V92H158ZM49 94V93H48ZM51 94H52V92H51ZM76 94V95H77ZM104 94V95H103ZM120 95V98L122 97H124L123 99H120L119 98V95ZM125 94V93H124ZM127 94V93H126ZM218 94V93H217ZM226 94V93H225ZM228 94V93H227ZM230 94V93H229ZM262 94V93H261ZM53 95V94H52ZM78 95H81V93L80 94H78ZM84 95V94H83ZM93 95V94H92ZM93 95V96H94ZM212 95V94H211ZM252 95V94H251ZM256 95H257V93H256ZM263 95V94H262ZM46 96H47V94H46ZM54 96V95H53ZM90 97H91V95H89ZM126 96V95H125ZM139 95H137V97H138ZM250 96V95H249ZM254 96V95H253ZM82 97V96H81ZM84 97V96H83ZM82 97V98H83ZM128 97V96H127ZM131 97V96H130ZM134 96H132V98H133ZM140 97V96H139ZM225 97V96H224ZM242 97V96H241ZM80 98V97H79ZM85 98V97H84ZM97 98H98V96H97ZM104 98H102V99H104ZM113 98V97H112ZM114 98V99H115ZM161 98V97H160ZM250 98V97H249ZM66 99V98H65ZM71 99H73V97L71 98ZM115 99V100H116ZM244 99V98H243ZM256 99V98H255ZM262 99V98H261ZM57 100V99H56ZM114 100V102H112V101H110L111 103H115L116 104V101ZM139 99H137V101H138ZM141 100H142V98H141ZM140 100V101H141ZM49 101V100H48ZM50 101H52V99L50 100ZM67 101V100H66ZM74 101H75V99H74ZM79 101H80V99H79ZM106 101H108V100H106ZM132 101V102H131ZM198 101V100H197ZM223 101V100H222ZM56 102V101H55ZM102 102H104V100H102ZM109 102V101H108ZM143 102V101H142ZM229 102V101H228ZM227 102V103H228ZM51 103V102H50ZM67 103V102H66ZM69 103V102H68ZM104 103H106V102H104ZM132 103H134V105L132 104ZM254 103V102H253ZM80 105H81V103H79ZM115 104H111L112 105V107H114V108H116L114 105ZM139 104V103H138ZM52 105H53V102H52ZM83 105V104H82ZM81 105V106H82ZM131 105V106H130ZM132 105H133V107H132ZM153 105V104H152ZM171 105V104H170ZM66 106V105H65ZM75 106V105H74ZM173 106V105H172ZM67 107H68V104H67ZM70 107V106H69ZM83 107V106H82ZM132 107V108H131ZM79 108H80V106H79ZM105 108V107H104ZM109 108V107H108ZM140 108V107H139ZM139 108L137 107V108H134V110L132 109V111L130 112V113H132L133 111H137V110H139ZM81 109V108H80ZM111 109V108H110ZM143 109V108H142ZM141 109V110H142ZM173 109V108H172ZM54 110H57V108L56 109H54ZM59 110V109H58ZM140 110V111H141ZM61 111V110H60ZM75 111V110H74ZM78 111H80V110H78ZM62 112H63V110H62ZM61 112V113H62ZM73 112V111H72ZM77 112V111H76ZM81 112V111H80ZM115 112H116V114H115ZM256 112V111H255ZM57 113V112H56ZM61 113H60V116H61ZM66 113V112H65ZM68 113V112H67ZM66 113V114H67ZM79 113V112H78ZM82 113V112H81ZM139 113V112H138ZM137 113V114H138ZM75 114V113H74ZM77 114V113H76ZM133 114H135V113H133ZM132 114V115H133ZM140 114H142V113H140ZM160 114V113H159ZM166 114V113H165ZM233 114V113H232ZM254 114V113H253ZM58 115V114H57ZM64 115V114H63ZM71 115V114H70ZM79 115V114H78ZM118 115V118L120 117L121 118V120H120V118L119 119H117V120H119L118 122L116 121V119H114V118H116L115 116H117ZM129 115V116H128ZM144 115V114H143ZM146 115V114H145ZM155 115H156V113H155ZM154 115V116H155ZM122 116H123V119H122ZM128 116V117H127ZM135 117H137V115H134ZM157 116V115H156ZM219 116V115H218ZM52 117H53V119H52ZM74 117V116H73ZM78 117V116H77ZM111 117H112V119H113V121L111 120ZM140 117V116H139ZM207 117V116H206ZM231 117V116H230ZM62 118L63 117H61V122L63 121L62 120ZM65 118V117H64ZM67 118V117H66ZM125 118V119H124ZM138 118V117H137ZM223 118V117H222ZM246 118V117H245ZM58 119V118H57ZM56 119V120H57ZM132 119V118H131ZM133 119H134V117H133ZM139 119H144V118H139ZM138 119V120H139ZM147 119V118H146ZM156 119V118H155ZM117 122H115V121ZM135 120H136V118H135ZM134 120V121H135ZM138 120H136L135 122L136 123H138ZM149 120V119H148ZM253 120V119H252ZM64 121H66V120H64ZM99 121V120H98ZM133 121V120H132ZM140 121H142V120H140ZM150 121H151V119H150ZM168 121V120H167ZM244 121V120H243ZM263 121V120H262ZM58 122H59V119H58ZM116 123L115 125H114V123ZM125 122V123H124ZM147 122V121H146ZM209 122V121H208ZM3 123V124H2ZM130 123H132L131 121H130ZM61 124V123H60ZM92 124V123H91ZM111 124V123H110ZM172 124V123H171ZM3 125H9L8 127H10V128H13V129H17V131L18 130H23V132H21V134L23 133L24 135L27 133V136L28 135H30L32 138H31V141H32V143L33 144H35L36 146H34L33 144H31V142L30 141H28L29 139H30V136H28L29 137V139L27 140V142L24 140V138H26L27 139V137H24V135H23V140L21 139L22 138V136H19V133H20V131H19V133L17 134V131H16V134L12 131V130H10V129H7V128H4V126ZM126 125V124H125ZM138 124H136V126H137ZM140 125V124H139ZM254 125V124H253ZM70 126V125H69ZM142 126V125H141ZM154 126V125H153ZM159 126V125H158ZM161 126V125H160ZM168 126V125H167ZM250 126V125H249ZM67 127V126H66ZM148 127V126H147ZM64 128V129H63ZM135 128V127H134ZM154 128H156V127H154ZM162 128V127H161ZM172 128V127H171ZM7 129V131H8V136H7V133H5L6 130ZM142 129V128H141ZM144 129H145V127H144ZM148 129V128H147ZM151 129V128H150ZM189 129H191V128H189ZM12 132L11 134H10V131ZM26 130V132H24ZM99 130V134H97L98 131ZM103 131L102 133H106V131ZM137 130V129H136ZM143 130V129H142ZM209 130V129H208ZM27 131H29V133H31V134H28V132ZM86 131H88V133L86 132ZM111 131V130H110ZM149 131H151V130H149ZM225 131V130H224ZM75 132V131H74ZM115 132V131H114ZM153 132H155V131H153ZM256 132V131H255ZM70 133V134H69ZM116 133V132H115ZM146 133V132H145ZM151 133V132H150ZM160 133V132H159ZM167 133V132H166ZM245 133V132H244ZM16 135L17 137H19L20 138V140H19V138L17 139L16 138V140L17 141H24V142H26V145L24 144V142H22V145L24 144L25 146H31V145H33V147H35L36 149V151H37V153L39 152L41 155H42V157L44 156V154H45V152H46V154L49 156V155H51L50 157H47V158H45L46 157V155L43 157V158H45V159H40L39 160V162L41 161V163L39 164V162H38V164H37V161L35 160V162H34V160L33 159H36V158H31V156L29 157L30 159H32V160H26L27 162L29 161V163H27L24 159H25V157H27V156H25L26 155V153H24V152H21V154L22 153H24V154H22V155H20V151H21V147H20V151H18L19 149L17 148V150H15L14 148H12V147H14L15 146V144H14V142H12V138H11V142H12V144L14 145H12V146H10L8 143H9V140H10V138H9V136L10 135ZM20 134V135H21ZM255 134V133H254ZM14 135V136H15ZM93 135H97V136H93ZM26 136V135H25ZM89 136L91 137V136H93L94 138V140H92L91 138H89ZM99 136V137H98ZM112 136V135H111ZM117 136V135H116ZM153 136V135H152ZM166 136H167V134H166ZM198 136V135H197ZM11 137V136H10ZM96 137H98V138H96ZM105 137V136H104ZM106 137H107V135H106ZM263 137V136H262ZM9 138V139H8ZM15 137H13V139H14ZM88 138H89V140H88ZM95 138H96V140H95ZM100 138V139H99ZM108 138H109V136H108ZM158 138V137H157ZM91 139V140H90ZM99 139V141H97ZM163 139V138H162ZM199 139V138H198ZM182 140V139H181ZM207 140V139H206ZM229 140V139H228ZM253 140V139H252ZM17 141H16V143H17ZM101 141H103V140H101ZM107 141V140H106ZM109 141V140H108ZM10 142V143H11ZM28 142H30L29 144H31V145H27L28 144ZM161 142V141H160ZM222 142V141H221ZM235 142V141H234ZM86 143V142H85ZM94 143V145H95V142H93ZM101 143V142H100ZM100 143H98V144H96V146L98 145L99 146V144ZM169 143V142H168ZM21 144V143H20ZM83 144H84V142H83ZM162 144V143H161ZM167 144V143H166ZM171 144H173V142L171 143ZM184 144V143H183ZM250 144V143H249ZM253 144V143H252ZM85 145H87V144H85ZM101 145H104V143L103 144H101ZM159 145V144H158ZM221 145V144H220ZM39 146V147H38ZM90 146V144L87 146V147H89ZM109 146V145H108ZM197 146V145H196ZM19 147V146H18ZM166 147V146H165ZM164 147V148H165ZM182 147V146H181ZM186 147H188V146H185V148ZM244 147H245V145H244ZM31 148H32V146H31ZM29 148L30 149V153H31V151L33 152L34 151V149L32 148ZM37 148H39V149H37ZM40 148H42V152L45 150V152H43L44 154H42L41 152H40ZM81 148V149H80ZM101 148L102 149H104L102 146H101ZM117 148V147H116ZM162 148V147H161ZM191 148V147H190ZM190 148H188V149H190ZM44 149V150H43ZM97 149H100V147H98ZM173 149V148H172ZM180 149V148H179ZM183 147H182V153H183ZM187 149V150H188ZM249 149V148H248ZM264 149V148H263ZM22 150H23V148H22ZM25 150V149H24ZM82 150V151H81ZM88 150V149H87ZM91 150V149H90ZM171 150V149H170ZM185 151H186V149H184ZM190 150H192V149H190ZM29 151V150H28ZM92 151H94L93 149H92ZM173 151V150H172ZM181 151V150H180ZM184 151V152H185ZM264 151V150H263ZM96 152V151H95ZM97 152H100L99 150L97 151ZM104 152V151H103ZM149 152V151H148ZM174 152V151H173ZM214 152H216V151H214ZM37 153H35V151L33 152V153H31L30 155H32L33 154V157H34V154H37ZM89 153H91V152H89ZM105 153V152H104ZM104 153H102V154H104ZM112 153V152H111ZM156 153V152H155ZM176 153V152H175ZM224 153V152H223ZM95 154V153H94ZM99 154V153H98ZM180 154V153H179ZM184 154V153H183ZM259 154V153H258ZM257 154V155H258ZM29 155V154H28ZM39 154H37V156H38ZM92 155V154H91ZM97 155V154H96ZM101 155V154H100ZM202 155V154H201ZM226 155V154H225ZM249 155V154H248ZM253 155H254V153H253ZM252 155V156H253ZM36 156V155H35ZM36 156V157H37ZM104 156H106V155H104ZM121 156V155H120ZM199 156V155H198ZM24 157V158H23ZM42 157H40V158H42ZM88 157V158H87ZM94 157V156H93ZM97 157V156H96ZM191 157V156H190ZM208 157V156H207ZM220 157V156H219ZM28 158V157H27ZM104 158V157H103ZM106 158V157H105ZM186 158H188V156L187 157H185V159ZM192 158V157H191ZM194 158V157H193ZM199 158V157H198ZM230 158V157H229ZM37 159H39L38 157H37ZM50 159H49V163L46 161L45 162V164H50L49 165V167L50 166H53L52 164H53V162L55 161H51V163H50ZM91 161H90V160ZM93 159V158H92ZM96 159V158H95ZM98 159H99V156H98ZM98 159H96V160H98ZM108 159V158H107ZM121 159V158H120ZM190 159V158H189ZM201 159H202V156H201ZM208 159H210V158H207V160H204V161H206L207 163L206 164H208V161H209V165L210 164H212V163H210V162H212V161H210V160H208ZM86 160H88V161H86ZM105 159H101V161H104ZM194 160V159H193ZM55 161V162H56ZM86 161V162H85ZM107 161V160H106ZM112 161V160H111ZM110 161V162H111ZM190 161V160H189ZM188 161V162H189ZM200 160H198V162H199ZM203 161V159L201 160V162ZM32 162H33V164H34V166H33V164H32ZM84 162L86 163V164H84ZM99 162H100V160H99ZM115 162V161H114ZM121 162V161H120ZM196 162H197V160H196ZM196 162H194V164L196 163ZM219 162V161H218ZM56 163V164H57ZM93 163V162H92ZM95 163H97V162H95ZM104 163V162H103ZM169 163V162H168ZM191 163V162H190ZM204 163V162H203ZM235 163V162H234ZM101 164V163H100ZM99 164V165H100ZM213 164H215V163H213ZM219 165H218V168L219 169H222V165H220V163H218ZM44 165V164H43ZM87 165V166H86ZM108 165V164H107ZM167 165V164H166ZM178 165V164H177ZM205 165V164H204ZM216 165V164H215ZM38 166V167H39ZM42 166V165H41ZM46 166V165H45ZM58 166V165H57ZM95 166V165H94ZM97 166V165H96ZM103 166V165H102ZM164 166V165H163ZM197 166V165H196ZM208 166V165H207ZM212 165H210V167L209 168H211L212 169V167H211ZM225 166V165H224ZM36 167V168H35ZM56 167V166H55ZM92 167V166H91ZM184 167V166H183ZM191 167V166H190ZM206 167V166H205ZM264 167V166H263ZM57 168V167H56ZM74 168V169H73ZM106 168V167H105ZM128 168V167H127ZM163 168V167H162ZM208 168V167H207ZM215 168H217V167H215ZM45 169V168H44ZM43 169V170H44ZM54 169V168H53ZM94 169H96V168H94ZM93 169V170H94ZM147 169V168H146ZM193 169V168H192ZM202 169V168H201ZM211 169H209V170H211ZM47 170H49V169H47ZM56 170V169H55ZM69 170V171H68ZM99 170V168L97 167V171ZM127 170V169H126ZM133 170V169H132ZM171 170V169H170ZM185 170V169H184ZM191 170V169H190ZM230 170V169H229ZM99 171H101V169L99 170ZM71 172V173H72ZM110 172V171H109ZM114 172H115V170H114ZM119 172V171H118ZM117 172V173H118ZM149 172V171H148ZM211 172H212V170H211ZM242 172H244V171H242ZM65 173V172H64ZM113 173V172H112ZM112 173H111V175H112ZM232 173H235V172H232ZM261 173V172H260ZM103 174V173H102ZM101 174V175H102ZM106 174V173H105ZM109 174V173H108ZM134 174V173H133ZM247 174H248V172H247ZM246 174V175H247ZM68 175V174H67ZM140 175V174H139ZM233 175V174H232ZM240 175V174H239ZM242 175V174H241ZM245 175V174H244ZM72 176V175H71ZM74 176V175H73ZM77 176H75V177H77ZM117 176V175H116ZM115 176V177H116ZM123 176V175H122ZM128 176V175H127ZM138 176V175H137ZM160 176V175H159ZM236 176V175H235ZM252 176H254V175H252V173H251V176L249 175V178L250 177H252ZM256 176V175H255ZM263 176V175H262ZM49 177H51V179L52 180H50V178ZM67 177V176H66ZM66 177H64V179L66 178ZM103 177V176H102ZM113 177V176H112ZM111 177V178H112ZM114 177V178H115ZM178 177V176H177ZM68 178H69V176H68ZM119 178V177H118ZM157 177H155V179H156ZM236 178H237V176H236ZM105 179V178H104ZM104 179L103 180H101V178H100V181H103L104 182ZM133 179V178H132ZM226 179V178H225ZM242 179V178H241ZM256 179V178H255ZM258 179V178H257ZM256 179V180H257ZM61 180V179H60ZM66 180V179H65ZM78 180V179H77ZM106 180V179H105ZM244 180L246 181V178H244ZM252 180H254V178L252 179ZM51 181V182H50ZM71 181V180H70ZM73 181H75V180H72V182ZM79 181V180H78ZM162 181V180H161ZM187 181V180H186ZM82 182V181H81ZM96 182V181H95ZM99 182V181H98ZM126 182V181H125ZM149 182H151V181H149ZM243 182V181H242ZM21 183V182H20ZM44 183V184H43ZM70 183V182H69ZM74 183V182H73ZM72 183V184H73ZM85 183V182H84ZM97 183V182H96ZM106 183V182H105ZM236 183V182H235ZM43 184V185H42ZM62 184V183H61ZM61 184H60V186H61ZM68 184V183H67ZM83 184V183H82ZM90 184H91V182H90ZM89 184V185H90ZM94 184V183H93ZM100 184V183H99ZM115 184H116V182H115ZM135 184V183H134ZM148 184V183H147ZM22 185V184H21ZM20 185V186H21ZM46 185V184H45ZM85 185V184H84ZM88 185V186H89ZM92 185V184H91ZM141 185V184H140ZM18 187H19V184L17 185ZM26 186H28V184H26ZM49 186V185H48ZM48 186H45L46 188L48 187ZM59 186V188H62V187H60ZM95 186V185H94ZM121 186V185H120ZM30 187V186H29ZM57 188H58V186H56ZM81 187V186H80ZM95 187H97V186H95ZM7 188H9V189H7ZM24 188V187H23ZM40 188H41V190H40ZM57 188H56V190H57ZM59 188H58V192L60 191L59 190ZM90 188V187H89ZM125 188V187H124ZM194 188V187H193ZM260 188V187H259ZM47 189H49V187L47 188ZM96 189V188H95ZM126 189V188H125ZM17 190V189H16ZM25 190V189H24ZM49 190H52L51 192L50 191H48V192H50V193H48L47 194V192H46V190H44L43 191V193L44 194H46V196H48V198H54V199H51L52 201H56V202H59V201H57L56 199V195H55V190L53 191V189H49ZM67 190V189H66ZM94 190V189H93ZM98 190V189H97ZM111 189H109V191H110ZM186 190V189H185ZM62 191V190H61ZM81 191V190H80ZM85 191V190H84ZM95 191V190H94ZM111 191H113V189L111 190ZM115 191V190H114ZM128 191H130L129 189H128ZM127 191V192H128ZM137 191V190H136ZM144 191H146V190H144ZM262 191V190H261ZM11 192V191H10ZM16 192V191H15ZM15 192L13 193V194H15ZM22 192V191H21ZM31 192H32V190H31ZM30 192V193H31ZM53 192H54V194H53ZM65 192V191H64ZM79 192V191H78ZM96 192V191H95ZM94 192V193H95ZM106 192V191H105ZM165 192V191H164ZM183 192V191H182ZM245 192V191H244ZM26 193H27V191H26ZM29 193V194H30ZM43 193H42V196H43ZM60 193V192H59ZM103 193V192H102ZM112 193H114V192H112ZM123 194H124V192H122ZM122 193L120 192V196H122ZM132 193V192H131ZM139 193V192H138ZM143 193V192H142ZM201 193V192H200ZM1 194V193H0ZM5 194V193H4ZM10 194V193H9ZM13 194H12V196H13ZM17 194V193H16ZM15 194V195H16ZM28 194V193H27ZM56 194H57V192H56ZM62 194V193H61ZM75 194V193H74ZM78 194V193H77ZM77 194H76V198H77ZM88 194H90V193H88ZM87 194V195H88ZM101 194V193H100ZM106 194V193H105ZM116 194V193H115ZM125 194H126V192H125ZM209 194V193H208ZM7 195H8V193H7ZM11 195V194H10ZM10 195H9V197H10ZM58 196H59V194H57ZM80 195H82V194H80ZM84 195V194H83ZM91 195V194H90ZM96 195V194H95ZM114 195V194H113ZM142 195V194H141ZM2 196V195H1ZM45 196V197H46ZM50 196V197H49ZM71 196V195H70ZM109 196V195H108ZM123 196H125V195H123ZM122 196V197H123ZM167 196H169V195H167ZM208 196V195H207ZM6 197H8V196H6ZM15 197V196H14ZM17 197V196H16ZM44 197V196H43ZM44 197V198H45ZM69 197V196H68ZM73 197H74V195H73ZM89 197V196H88ZM98 197V196H97ZM101 197V196H100ZM105 197V196H104ZM116 197V196H115ZM137 197V196H136ZM2 198V197H1ZM24 198V197H23ZM117 198V197H116ZM134 198V197H133ZM132 198V199H133ZM187 198V197H186ZM197 198V197H196ZM10 199V198H9ZM13 199V198H12ZM16 199V198H15ZM18 199H19V197H18ZM22 199V198H21ZM68 199H70V198H68ZM87 199V198H86ZM114 199V198H113ZM121 199V198H120ZM123 199H124V197H123ZM127 199V198H126ZM129 199V198H128ZM171 199V198H170ZM191 199V198H190ZM8 200V199H7ZM14 200V199H13ZM75 200V199H74ZM88 200V199H87ZM98 200V199H97ZM100 200V199H99ZM135 200V199H134ZM196 200V199H195ZM253 200V199H252ZM11 202H12V200H10ZM9 201V202H10ZM19 201H20V199H19ZM69 201V200H68ZM73 201V200H72ZM79 201V200H78ZM92 202H93V200H91ZM96 201V198H95V200H94V202ZM119 201V200H118ZM123 201V200H122ZM125 201V200H124ZM147 201V200H146ZM166 201V200H165ZM16 202V201H15ZM27 202V201H26ZM60 202H62V201H60ZM59 202V205L61 204ZM80 202H82V201H80ZM86 202V201H85ZM85 202H82V203H84L85 204ZM93 202V204H96V203H94ZM97 202V201H96ZM1 203H2V201H1ZM7 203V202H6ZM21 203V202H20ZM71 203H73V202H71ZM117 203V202H116ZM124 203V202H123ZM129 203V202H128ZM146 203V202H145ZM152 203V202H151ZM170 203V202H169ZM201 203V202H200ZM4 204V203H3ZM14 204H16V203H14ZM18 204V203H17ZM26 204V203H25ZM37 204V203H36ZM86 204H89L90 206H92V203H90V202H88V203H86ZM99 204V203H98ZM102 204V203H101ZM121 204V203H120ZM138 204V203H137ZM141 204V203H140ZM154 204V203H153ZM157 204H158V202H157ZM7 205V204H6ZM13 205V204H12ZM21 205V204H20ZM28 205V204H27ZM26 205V206H27ZM53 206H54V204H52ZM57 205V204H56ZM55 205V206H56ZM59 205L57 206V208L59 207ZM64 205V204H63ZM72 204H70V207L68 206H66V205H64V207L66 206L67 208H71L72 206H71ZM80 205V207L82 208V206H83V208H85L84 206H88V205H82L81 206V203L79 204ZM143 205H144V203H143ZM204 205V204H203ZM15 206V205H14ZM23 205H21V209L23 208L22 207ZM26 206H24L25 208H26ZM30 206V205H29ZM36 206V205H35ZM47 206V205H46ZM62 206V205H61ZM60 206V207H61ZM78 206V205H77ZM90 206H88L87 207V209L85 210V209H81V211H82V213L83 214H85V213H88V215L89 216H92V214L93 215H97L98 216V210H99V208L98 209H94V210H96V211H90V209H92V207L90 208ZM148 206H150V205H148ZM162 206H163V204H162ZM192 208H194L195 209V211L194 212H196V210H200V209H198V207L200 206L198 203H193L192 205ZM257 206H258V204H257ZM1 207H2V205H1ZM3 207H5V205L3 206ZM8 207V206H7ZM6 207V208H7ZM16 207V206H15ZM32 207V206H31ZM30 207V208H31ZM40 207V206H39ZM43 207H44V205H43ZM50 207H52V206H50ZM59 207V208H60ZM63 207V206H62ZM65 207V210L67 209ZM80 207H78V208H80ZM118 207V206H117ZM138 207H140V206H138ZM176 207V206H175ZM203 207V206H202ZM6 208H4V210L6 209ZM8 208H10V207H8ZM7 208V209H8ZM28 208V207H27ZM37 208H38V206H37ZM57 208H55L56 210H57ZM94 208V207H93ZM113 208V207H112ZM190 208V207H189ZM192 208H190L187 212H186V214H188L189 215V213H190V215L191 214H194V213H192V211H190V210H193ZM15 209V208H14ZM13 209V210H14ZM43 209V208H42ZM48 209V208H47ZM105 209V208H104ZM110 209H111V207H110ZM168 209V208H167ZM183 209V208H182ZM188 209V208H187ZM263 209V208H262ZM1 210H3V209H1ZM3 210V211H4ZM12 210V209H11ZM10 210V211H11ZM17 210H18V208H17ZM33 210V209H32ZM44 211L46 210L45 208L43 209ZM43 210H42V212H43ZM49 210V209H48ZM60 210H62L61 212L63 213L64 212V208H62V209H59V211ZM68 210V209H67ZM93 210V209H92ZM103 210V209H102ZM108 210V209H107ZM171 210V209H170ZM176 210V209H175ZM2 211V212H3ZM25 211H27V210H25ZM29 211V210H28ZM37 211H38V209H37ZM47 211V210H46ZM58 211V213H61V212H59ZM79 211V210H78ZM90 211V212H89ZM101 211V210H100ZM106 211V210H105ZM110 211V210H109ZM112 211V210H111ZM165 211V210H164ZM172 211V210H171ZM182 211V210H181ZM190 211V212H189ZM201 211V210H200ZM261 211V210H260ZM2 212H0V213H2ZM8 212V211H7ZM17 212V211H16ZM22 212H23V210L21 211V212H19V213H21L22 214ZM30 212V211H29ZM42 212H39V213H42ZM94 212V213H93ZM108 212V211H107ZM162 212V211H161ZM170 212V211H169ZM173 212V211H172ZM185 212V211H184ZM184 212H182L183 213V215H185L184 214ZM198 212V211H197ZM11 213V212H10ZM18 213V212H17ZM81 213V212H80ZM96 213V214H95ZM116 213V212H115ZM138 213V212H137ZM144 213H146L145 211H144ZM151 213V212H150ZM163 213V212H162ZM168 213V212H167ZM202 213V212H201ZM3 214V213H2ZM5 214V213H4ZM3 214V215H4ZM12 214V213H11ZM11 214H9V216L11 217ZM25 214V213H24ZM42 214H44V212L42 213ZM46 215H47V212L45 213ZM75 214V213H74ZM101 214H105V213H101ZM107 214V213H106ZM113 214V213H112ZM112 214H108V218L107 219H105L106 217H107V215H106V217L104 216V215H102V217L100 218V220L102 219V218H104V221H103V219H102V221L100 222V224H96V223H98V218H99V216L96 218V217H94V218H96L97 220V222H95V219L93 220V218H92V220L89 218L88 219V221L89 220H91L90 222L91 223H89V222H87V223H89V225H87V226H82L81 225V227H79L78 228V225L76 224V222L75 223H73V222H71V221H69V220H66L65 218V220L66 221H64L65 222V224H62V225H65V230H63V232L65 233V235H66V232L67 233H69V235L71 236V238L72 239H74L75 241H73V243H71L72 241L70 240V238H68V236H66L67 238V240L72 244H69V242L68 241H66V239L65 238H61L59 235H57L56 233H53L52 232V235H56V238H57V236L60 238V240H57L56 242L54 241V239H53V237L51 238L50 236H47V234H45L46 235V238H51V239H49V241L47 240H45V235H43V233L41 234V233H39L40 231H39V229H38V227H37V224H41V222H42V220L40 221H38V222H40V223H28V218L26 219V222H25V219H24V221H23V218L22 217H20L21 219H19V216H12V218L11 219H9V216H8V220H10V221H8L7 223L8 224H6V226L7 225H10V227L8 226V229H7V233H9L10 235H11V237L12 238H10V239H12V244H10V247H8V245H7V247H8V249H9V251H7V250H4V251H6V254H2V255H5L4 257L5 258H2V259H0L1 261H0V264H19V262L20 261H16V262H14V260L17 258L18 259V257H21V256H24V258H26V261H29L28 263H30V264H80V262H82V264H85V260L87 261V263L86 264H94V262L96 261V259L95 260H92L91 258H93L91 255H90V257H89V254L90 253H92V252H94L95 251V249L98 247L97 246V239L98 238H96L95 239V237H99V233H100V235H101V233H103V232H105L108 236H109V238L111 237V236H114L115 237V239H116V237H118V236H120V231L122 230V229H124V227H126V225L125 224H120L121 223V220H116L115 219V216L114 215H112ZM19 215V214H18ZM46 215H44V217L46 216ZM71 215V214H70ZM78 215H80V214H78ZM88 215H86V216H88ZM110 215H112V216H110ZM188 215H186V216H188ZM211 215V214H210ZM0 216H2L1 214H0ZM69 216V215H68ZM72 216V215H71ZM70 216V217H71ZM81 216V215H80ZM88 216V217H89ZM104 216V217H103ZM113 216H114V218H113ZM117 216V215H116ZM118 216H119V214H118ZM125 216V215H124ZM128 216V215H127ZM164 216V215H163ZM42 217H43V215H42ZM43 217V218H44ZM47 217V216H46ZM62 217V216H61ZM60 217V218H61ZM64 217V216H63ZM73 217V216H72ZM71 217V219H73ZM109 217H111V218H109ZM167 217V216H166ZM169 217V216H168ZM167 217V218H168ZM189 217V216H188ZM192 217V216H191ZM190 217V218H191ZM194 217V216H193ZM32 218V217H31ZM34 218V217H33ZM40 218V217H39ZM49 218V217H48ZM122 218V217H121ZM144 218V217H143ZM162 218V217H161ZM189 218V220L190 221H192L191 219ZM211 218V217H210ZM226 218V217H225ZM258 218V217H257ZM36 219H38V218H36ZM46 219V218H45ZM52 219H53V217H52ZM115 219V220H114ZM120 219V218H119ZM130 219V218H129ZM150 219V218H149ZM206 219V218H205ZM217 219V218H216ZM7 220V219H6ZM20 220H22V222L20 221ZM32 220V219H31ZM30 220V221H31ZM48 220V219H47ZM50 220V219H49ZM61 220H62V218H61ZM87 220V219H86ZM127 220V219H126ZM198 220V219H197ZM197 220H195V221H197ZM200 221H201V219H199ZM63 221V220H62ZM92 221H94V224L95 225H97V227L95 226V225H93L92 223ZM118 221H120L119 222V224L117 223ZM125 221V220H124ZM164 221H166V220H164ZM185 221V220H184ZM218 221V220H217ZM231 221V220H230ZM25 222V223H24ZM32 222V221H31ZM49 222V221H48ZM57 222V221H56ZM56 222H55V224H56ZM81 222V221H80ZM83 222V221H82ZM81 222V223H82ZM123 222V221H122ZM176 222V221H175ZM186 222V221H185ZM198 222V221H197ZM224 222V221H223ZM5 223H6V221H5ZM27 223V224H26ZM51 223V222H50ZM60 223V222H59ZM81 223H79V224H81ZM86 223V222H85ZM85 223H83V224H85ZM101 223H103V225L101 224ZM125 223H127V222H125ZM130 223V222H129ZM128 223V224H129ZM132 223V222H131ZM167 223V222H166ZM172 223V222H171ZM171 223H170V225H171ZM188 223V222H187ZM203 223H205V222H203ZM77 226H76V225ZM140 224V223H139ZM173 224V223H172ZM198 224V223H197ZM209 224V223H208ZM233 224V223H232ZM50 225V224H49ZM48 225V226H49ZM60 225H61V223H60ZM98 225H100V226H98ZM102 225V226H101ZM124 225V226H123ZM138 225V224H137ZM166 225V224H165ZM222 225H223V223H222ZM225 225V224H224ZM230 225V224H229ZM238 225V224H237ZM41 226V225H40ZM44 226V225H43ZM57 226H59L58 225V223H57ZM131 226V225H130ZM201 226V225H200ZM133 227V226H132ZM138 227V226H137ZM142 227V226H141ZM150 227V226H149ZM165 227V226H164ZM179 227V226H178ZM190 227V226H189ZM215 227H217V226H215ZM226 227V226H225ZM7 228V227H6ZM42 228V227H41ZM127 228V227H126ZM157 228V227H156ZM238 228V227H237ZM44 229V228H43ZM43 229H42V232H43ZM52 229V228H51ZM55 229H56V227H55ZM128 229H129V227H128ZM174 229V228H173ZM181 229V228H180ZM232 229V228H231ZM44 230H46V227H45V229ZM103 230V231H102ZM133 230V229H132ZM152 230V229H151ZM170 230V229H169ZM185 230V229H184ZM204 230V229H203ZM220 230V229H219ZM218 230V231H219ZM51 231V230H50ZM102 231V232H101ZM123 231V230H122ZM167 231V230H166ZM221 231V230H220ZM226 231V230H225ZM228 231V230H227ZM45 232V231H44ZM124 232V231H123ZM184 232H187V231H184ZM191 232V231H190ZM4 233H6V232H4ZM47 233V232H46ZM51 232H49V234H50ZM73 235H72V234ZM125 233V232H124ZM124 233H122V235L124 234ZM175 233V232H174ZM236 233V232H235ZM8 234V235H9ZM177 234V233H176ZM179 234V233H178ZM187 234H189L188 232H187ZM229 234V233H228ZM9 235V236H10ZM65 235H63V233H62V237L64 236L65 237ZM126 235V234H125ZM124 235V236H125ZM186 235V234H185ZM184 235V236H185ZM198 235V234H197ZM232 235V234H231ZM69 236V237H70ZM123 236V237H124ZM132 235H130L129 237L128 236H125L124 237V239H126L125 241V243L123 244L122 242V244H123V248L127 251L126 253H130L131 254V256L130 257H137L138 256V254H140V248L139 247H137L136 245H137V243L136 244H134V241H133V239H132V237H131ZM188 236V235H187ZM190 236V235H189ZM210 236V235H209ZM3 237V236H2ZM2 237H0V238H2ZM6 237H8V236H6ZM114 237H113V239H114ZM122 237V236H121ZM122 237V238H123ZM253 237V236H252ZM103 238V237H102ZM106 238V237H105ZM131 238V239H130ZM202 238V237H201ZM221 238V237H220ZM94 239H95V242H94ZM99 239H101V238H99ZM136 239V238H135ZM134 239V240H135ZM164 239V238H163ZM180 239L181 238H179L178 240L180 241ZM184 239V238H183ZM187 239V238H186ZM189 239V238H188ZM224 239V238H223ZM2 240V239H1ZM0 240V241H1ZM51 240V241H50ZM105 240V239H104ZM103 240V241H104ZM207 240V239H206ZM205 240V241H206ZM220 240V239H219ZM251 240H253V239H251ZM107 241V240H106ZM110 241V240H109ZM127 241H129V242H127ZM137 241V240H136ZM135 241V242H136ZM170 241V240H169ZM254 241V240H253ZM53 242V243H52ZM108 242V241H107ZM106 242V243H107ZM147 242V241H146ZM203 242H204V240H203ZM225 242V241H224ZM233 242V241H232ZM247 242H251V241H247ZM256 242V241H255ZM1 243V242H0ZM5 243V242H4ZM119 242H117V244H118ZM140 244H141V242H139ZM151 243V242H150ZM185 243V242H184ZM114 244V243H113ZM257 244V243H256ZM1 245H2V243H1ZM99 245V244H98ZM101 245V244H100ZM99 245V246H100ZM105 245V244H104ZM107 245H108V243H107ZM186 245V244H185ZM111 246V245H110ZM139 246V245H138ZM142 248H144V245H143V243H142ZM248 246V245H247ZM107 247V246H106ZM120 247H122V245H120ZM197 247V246H196ZM235 247V246H234ZM246 247V246H245ZM226 248V247H225ZM249 248V247H248ZM253 248V247H252ZM3 249V248H2ZM107 249V248H106ZM120 249V248H119ZM168 249V248H167ZM177 249V248H176ZM209 249V248H208ZM207 249V250H208ZM228 249V248H227ZM256 249V248H255ZM94 250V251H93ZM97 251H98V248L96 249ZM229 250V249H228ZM253 250V249H252ZM3 251V250H2ZM3 251V252H4ZM101 251V250H100ZM115 251V250H114ZM141 251H142V249H141ZM144 251V250H143ZM150 251H152L151 249H150ZM227 251V250H226ZM245 251V250H244ZM243 251V252H244ZM178 252V251H177ZM250 252H251V250H250ZM258 252V251H257ZM264 252V251H263ZM101 253H102V251H101ZM147 253V252H146ZM84 255V259L82 258V260H84V261H76L77 260V258H80V257H76L77 255ZM111 254H112V252H111ZM130 254H128V255H130ZM165 254V253H164ZM239 254V253H238ZM83 255H82V257H83ZM119 255V254H118ZM128 255H127V257H128ZM8 256H10V258L11 259H9V258H7ZM110 256V255H109ZM178 256V255H177ZM226 256V255H225ZM231 256V255H230ZM239 256V255H238ZM3 257V256H2ZM140 257V256H139ZM165 257H166V255H165ZM179 257V256H178ZM177 257V258H178ZM235 257V256H234ZM252 257V256H251ZM76 258V259H75ZM89 258V259H88ZM95 258V257H94ZM93 258V259H94ZM106 258V257H105ZM121 258V257H120ZM125 258V257H124ZM175 258V257H174ZM16 259V260H17ZM108 259V258H107ZM132 259V258H131ZM136 259V258H135ZM135 259L133 260V261H135ZM139 258H137L136 260H138ZM150 259V258H149ZM167 259V258H166ZM19 260V259H18ZM122 260V259H121ZM165 260V259H164ZM169 260V259H168ZM196 260V259H195ZM215 260V259H214ZM23 261V260H22ZM100 261V260H99ZM118 261V260H117ZM133 261H132V263H133ZM224 261V260H223ZM24 262V261H23ZM84 262V263H83ZM98 262V261H97ZM126 262V261H125ZM173 262V261H172ZM27 263V262H26ZM102 263V262H101ZM124 263V262H123ZM131 263V262H130ZM131 263V264H132ZM135 263V262H134ZM133 263V264H134ZM143 263V262H142ZM174 263H175V261H174ZM186 263V262H185ZM196 263V262H195ZM253 263V262H252ZM24 264V263H23ZM99 264V263H98ZM136 264V263H135ZM160 264V263H159ZM230 264V263H229ZM243 264V263H242Z\"/></svg>","mask_w":264,"mask_h":264}]
</instances>
